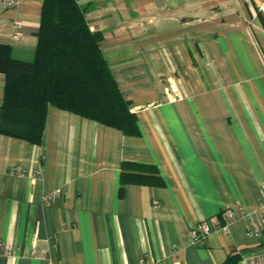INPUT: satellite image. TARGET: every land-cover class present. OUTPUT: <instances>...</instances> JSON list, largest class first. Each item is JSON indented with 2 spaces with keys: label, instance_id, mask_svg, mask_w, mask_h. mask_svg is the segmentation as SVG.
<instances>
[{
  "label": "crops",
  "instance_id": "crops-1",
  "mask_svg": "<svg viewBox=\"0 0 264 264\" xmlns=\"http://www.w3.org/2000/svg\"><path fill=\"white\" fill-rule=\"evenodd\" d=\"M14 1L0 44L32 62L44 0ZM77 2L139 135L55 107L40 145L0 133V264H264L244 218L264 204V0ZM124 172L144 181L122 190ZM228 208L240 219L193 245Z\"/></svg>",
  "mask_w": 264,
  "mask_h": 264
},
{
  "label": "trees",
  "instance_id": "trees-1",
  "mask_svg": "<svg viewBox=\"0 0 264 264\" xmlns=\"http://www.w3.org/2000/svg\"><path fill=\"white\" fill-rule=\"evenodd\" d=\"M103 40L101 32L91 30L77 0H44L34 61H16L11 48L0 44V72L6 78L0 133L40 145L49 108L55 107L125 135H139L131 103L101 50ZM143 181L124 172L122 190ZM241 260V254L232 253L223 264Z\"/></svg>",
  "mask_w": 264,
  "mask_h": 264
},
{
  "label": "built area",
  "instance_id": "built-area-1",
  "mask_svg": "<svg viewBox=\"0 0 264 264\" xmlns=\"http://www.w3.org/2000/svg\"><path fill=\"white\" fill-rule=\"evenodd\" d=\"M18 3L14 0H0V11L15 8ZM173 90L176 87L171 83ZM180 98V96H178ZM248 219L247 235L258 239L264 238V204L257 210L247 214L244 218ZM240 219V215L236 210L225 209L218 216L211 217L205 221L199 222L192 227L190 237L192 244L201 246L206 239L212 234L226 231L228 226ZM0 253L11 255L12 249L5 243L0 242ZM140 264H145V260H141ZM252 264V263H249Z\"/></svg>",
  "mask_w": 264,
  "mask_h": 264
}]
</instances>
